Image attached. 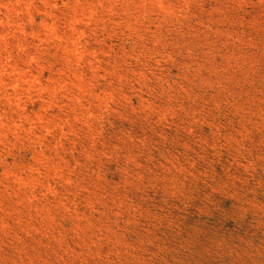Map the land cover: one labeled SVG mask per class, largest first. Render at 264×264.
<instances>
[{
  "label": "rangeland",
  "instance_id": "1",
  "mask_svg": "<svg viewBox=\"0 0 264 264\" xmlns=\"http://www.w3.org/2000/svg\"><path fill=\"white\" fill-rule=\"evenodd\" d=\"M0 264H264V0H0Z\"/></svg>",
  "mask_w": 264,
  "mask_h": 264
}]
</instances>
